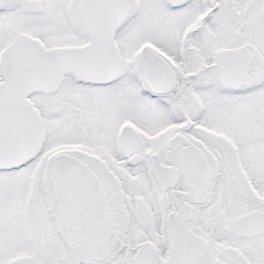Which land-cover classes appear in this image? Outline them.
Here are the masks:
<instances>
[{"label": "snow or ice", "instance_id": "snow-or-ice-1", "mask_svg": "<svg viewBox=\"0 0 264 264\" xmlns=\"http://www.w3.org/2000/svg\"><path fill=\"white\" fill-rule=\"evenodd\" d=\"M0 264H264V0H0Z\"/></svg>", "mask_w": 264, "mask_h": 264}]
</instances>
